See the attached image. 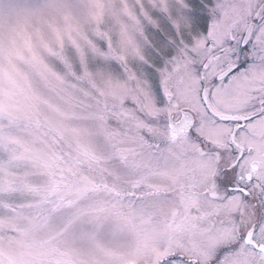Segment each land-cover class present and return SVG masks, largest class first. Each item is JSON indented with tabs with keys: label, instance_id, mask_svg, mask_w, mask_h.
<instances>
[{
	"label": "snow or ice",
	"instance_id": "snow-or-ice-1",
	"mask_svg": "<svg viewBox=\"0 0 264 264\" xmlns=\"http://www.w3.org/2000/svg\"><path fill=\"white\" fill-rule=\"evenodd\" d=\"M0 264H264V0H0Z\"/></svg>",
	"mask_w": 264,
	"mask_h": 264
}]
</instances>
